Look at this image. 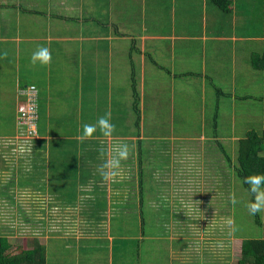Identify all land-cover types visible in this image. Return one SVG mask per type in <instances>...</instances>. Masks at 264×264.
I'll use <instances>...</instances> for the list:
<instances>
[{"label": "crops", "instance_id": "1", "mask_svg": "<svg viewBox=\"0 0 264 264\" xmlns=\"http://www.w3.org/2000/svg\"><path fill=\"white\" fill-rule=\"evenodd\" d=\"M150 6L156 9L139 10L137 27L125 31L128 21L135 22L130 20L132 16L128 15L126 0H0V203L11 201V197L4 195L12 198L23 195L22 199L40 196L44 205H73L58 199L61 189L53 182L62 183L67 172L62 174L52 167L51 153L57 145L78 140L77 135L57 136L51 130L70 127L81 130L83 124L95 123L106 112L111 113L112 123L116 125V131L107 137L106 143L108 178L105 185L109 187L106 194L110 201L112 173H117L115 177L120 176L121 180L129 177V172L124 171L127 159L120 160V169L109 163L115 156V146L128 144L129 138L133 141L142 139L141 134L140 137H128L121 133L129 123L127 111L122 107L126 108L128 90L125 84L131 77L140 80L141 96L145 86L153 87L152 98L156 104L153 110H158L155 101L162 106L160 95L169 98L167 106L154 113L157 114L154 129L159 127L161 111L167 114L171 125L176 87L180 111L191 106L188 108L191 112L193 106L200 105L204 112L205 97L200 104L193 105V96L190 90H186L189 87L175 86L178 79H186L183 75L187 79H199V89L205 96L207 91L214 90L218 97L214 105L211 102L212 133L198 137L169 136V139L186 141L193 149L184 158V164L196 166L199 174L188 170L185 165L176 174L191 177L192 173L200 180H185L181 186L184 190L188 186L199 185L193 189L198 188L199 197L207 187L205 178H217L219 172V177L222 176L219 184H223V178L231 176L225 171L224 162L220 164L222 168L214 164L208 166L205 158L216 156L218 152L229 156L228 144L232 146V153L237 155L238 142L242 137L231 131L237 123V101L260 98L263 100L261 114L264 118V0H230L227 10L210 0H151ZM258 9L257 16H261L262 21L259 27H255L254 15ZM51 18L58 21V26L48 23ZM33 21L37 23L35 28L31 27ZM59 42H67L68 45ZM39 45L50 49V64L42 66L37 62L33 66L30 63V56ZM5 52L6 57L3 55ZM64 53L69 59L76 56V60L70 59L69 63L76 64L72 73ZM91 67L92 72H87ZM115 72L119 75L115 76ZM146 79L149 81L147 85ZM65 80L71 82L66 85ZM58 81H62L61 85ZM27 84H34L38 89L37 135L32 138L26 137L16 124L17 106L22 100L18 90ZM240 87L244 89L237 91ZM255 88L257 93L245 92V89L251 91ZM137 95L139 106L138 92ZM141 112L142 108L140 127L144 125ZM224 122L228 132L221 131L225 127ZM245 130L240 133L243 137L248 132H255L249 128ZM29 148L31 152L27 153ZM16 150L22 153L16 154ZM139 152L138 147L130 148L131 159L134 158L138 164L136 176L141 173ZM261 153L264 155V149ZM7 177L12 180H7ZM86 193L85 190L82 194L85 203L91 200ZM41 237L34 240L46 252L47 247L40 242ZM83 240V236H77L75 241Z\"/></svg>", "mask_w": 264, "mask_h": 264}, {"label": "rangeland", "instance_id": "2", "mask_svg": "<svg viewBox=\"0 0 264 264\" xmlns=\"http://www.w3.org/2000/svg\"><path fill=\"white\" fill-rule=\"evenodd\" d=\"M126 1L128 15L132 16L130 20L135 22L128 21V26H124L125 31L137 27L139 10H148L150 7L156 9L150 6L151 0ZM259 12L258 9L254 15L255 27H259L262 21L261 16H257ZM51 20L48 19V23L57 25L58 21L53 18ZM36 25L33 21L31 27L35 28ZM61 44L68 45L67 42ZM63 57L66 61L69 59L65 53ZM70 59L76 60V56L72 55ZM69 66V72L72 73L76 64ZM91 69L92 67L87 72H92ZM118 75L119 72H115V76ZM183 77L186 79H178L175 86L178 84V87H189L186 90H190L193 96V105L200 104L205 97V110L202 112V107L198 105L196 108L193 106L194 110L191 112L188 111L191 106H187L185 111H180L176 101L179 92L176 87L175 110L173 116H170L171 125L169 126L167 114L161 111L158 115V129L153 128L157 122V114L154 113L167 106L169 98L160 95L162 106L155 101L158 110H153L156 105L152 98L153 87L145 86L141 96V82L135 78L136 90L140 95L139 108H142L141 123L144 125L140 127L141 141L129 138L127 142L130 148L138 147L141 150L139 176L135 174L137 161L131 159L129 153L127 165L124 166V171L129 172V177L122 180L120 176L111 177L112 195L109 201L106 194L109 187L105 185L107 182L104 175L108 169L107 137L97 130L93 134L94 138L83 143L79 140H75L77 143L69 140L67 144L57 145L51 153V165L62 174L66 171L67 176H63L62 183L54 181L53 185L57 184L61 189L58 199L73 205H44L40 196L36 199H22L23 195L16 198L10 196V202L0 203V236L9 237L12 248L20 246L23 249H31L32 241L42 236L40 242L47 247L46 264H237L242 240L264 237V212L258 213L259 223L255 220V215L249 213L247 204L251 195L236 175L237 155L232 153L230 144L227 145L231 151L230 158L221 152L205 158V164L208 166L214 164L215 167L222 168L220 164H226L224 169L231 176H225L223 184H219L222 176L219 177L217 172V178H205V196L202 193L197 197L200 194L198 188L193 190L199 185H193L191 188L188 186L185 189L187 191L181 187L185 180L194 182L196 179L200 180V177L196 178L192 173L191 177H185L182 173L176 174L183 165L190 171L197 167L189 163L184 164V158L193 150L186 141H171L169 136H209L213 130L211 102L214 105L218 97L212 89L209 90L212 95H208L207 91L205 96L199 89V79H187L185 75ZM132 79L134 78L131 77L130 82L125 84L128 97L126 108L122 107L123 111H127L129 123L127 129L121 130V133L128 137L134 136L138 131L132 109ZM147 81L146 79V85L149 82ZM61 82L58 81L59 85ZM64 82L67 85L71 81ZM239 89L242 91L244 88L240 87L237 91ZM256 89H245V92L257 93ZM262 106L263 100L260 98L237 101V123L231 131L238 137H243L240 133L249 128L262 135ZM51 131L57 136H70L78 135L80 129L70 127ZM221 131H229L226 123ZM155 136L158 138H153ZM213 148L215 151L214 146ZM51 149L53 151V146ZM15 153L22 152L16 150ZM121 167L122 165H119L118 168ZM195 173L199 174V171L195 170ZM8 177L7 180H12ZM214 180L217 181L216 184L212 183ZM81 185L82 187H79ZM85 190L91 199L87 203L82 195ZM233 195L237 200L235 204L231 202ZM77 236H83L84 240L75 241Z\"/></svg>", "mask_w": 264, "mask_h": 264}, {"label": "trees", "instance_id": "3", "mask_svg": "<svg viewBox=\"0 0 264 264\" xmlns=\"http://www.w3.org/2000/svg\"><path fill=\"white\" fill-rule=\"evenodd\" d=\"M210 1L223 10H227L230 3V0ZM255 66L258 67L259 65L255 63ZM131 82L133 90L132 109L135 113L134 123L138 129L135 136L140 137V109L138 106L139 96L137 95L135 88V80L132 79ZM263 143L264 135H259L256 132H248L244 137L239 139L236 157L237 166L235 171L236 175L241 180L242 185L247 190L249 186L244 183L243 178L245 176L250 173L264 174V155L261 153L264 149ZM140 154L141 153L139 152V156ZM225 155L227 154L225 153ZM139 163H141V160ZM4 196L10 197V195ZM255 218V220L259 223L258 214L255 215ZM32 245L31 249H23L20 246L12 249L7 237L0 236V264H46L44 247L40 245L37 240H33ZM237 264H264V237L244 238L240 245V258L237 261Z\"/></svg>", "mask_w": 264, "mask_h": 264}, {"label": "clouds", "instance_id": "4", "mask_svg": "<svg viewBox=\"0 0 264 264\" xmlns=\"http://www.w3.org/2000/svg\"><path fill=\"white\" fill-rule=\"evenodd\" d=\"M6 57L7 52L3 53ZM52 59L51 51L48 47L39 45L37 49L30 56V63L36 66L37 62L40 65L50 64ZM99 132L105 136L110 137L116 131V125L112 123L111 113L106 112L103 116L98 117L95 123H85L82 125L77 139L83 143L87 139H91L93 134ZM31 149L29 148L28 151ZM115 156L109 163L112 167L118 168L119 162L122 159H127L130 153V146L127 143H120L114 148ZM117 173L113 172L112 175L115 176ZM105 178H108L107 174H104ZM244 183L249 186L248 190L251 195V199L247 204L248 211L251 215H256L258 213L264 212V174L261 173H250L243 178ZM231 202L233 204L237 203L235 196L231 197ZM231 223V222H230Z\"/></svg>", "mask_w": 264, "mask_h": 264}, {"label": "built area", "instance_id": "5", "mask_svg": "<svg viewBox=\"0 0 264 264\" xmlns=\"http://www.w3.org/2000/svg\"><path fill=\"white\" fill-rule=\"evenodd\" d=\"M18 91L22 100L17 106L16 122L23 134L32 138L37 135L38 89L34 84H27Z\"/></svg>", "mask_w": 264, "mask_h": 264}]
</instances>
